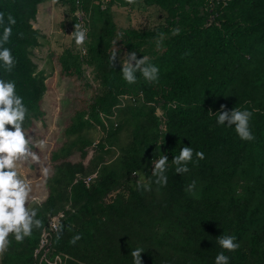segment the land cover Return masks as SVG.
<instances>
[{
  "label": "trees",
  "instance_id": "trees-1",
  "mask_svg": "<svg viewBox=\"0 0 264 264\" xmlns=\"http://www.w3.org/2000/svg\"><path fill=\"white\" fill-rule=\"evenodd\" d=\"M46 1L0 0L5 23L8 14L16 19L4 45L16 65L8 73L0 62V79L15 81L23 97L25 132L44 116L45 78L30 52L40 38L31 22L37 5ZM59 1L72 15L79 8L88 39L83 55L65 49L55 56L58 70L73 78L74 94L87 93L91 83L94 89L82 107H72L63 141L49 155L53 174L44 179L46 197L30 206L43 227L48 217L63 214L62 234L51 237L47 260L132 264L130 253L142 248V264H214L221 251L229 264H264V0H231L210 9L204 0H136L164 16L162 25L143 30L115 26L109 9L128 6L126 0ZM72 23L79 24L75 17ZM175 28L179 35H172ZM129 51L159 67L156 82L139 72L135 84L123 80L119 55ZM69 101L79 103L76 95ZM221 105L253 113V141H241L234 126L217 125ZM184 146L205 158L193 155L189 172L177 174L172 159ZM75 154L79 161H70ZM162 155L168 157L167 186L137 190L133 173L154 181L152 166ZM93 174L85 186L83 180ZM193 180L196 188L189 193ZM40 230L23 243L10 234L0 264H37ZM76 234L82 239L72 245ZM227 235L239 244L235 252L217 243Z\"/></svg>",
  "mask_w": 264,
  "mask_h": 264
},
{
  "label": "clouds",
  "instance_id": "clouds-1",
  "mask_svg": "<svg viewBox=\"0 0 264 264\" xmlns=\"http://www.w3.org/2000/svg\"><path fill=\"white\" fill-rule=\"evenodd\" d=\"M58 3V0H53ZM128 5L136 3V0H126ZM77 15L81 13L77 12ZM16 24V19L8 14L5 23V14L0 12V26H3L2 35H0V62L6 72L11 73L16 65V60L12 55L10 48L5 47L12 35V28ZM180 29L172 30V35H179ZM22 36V34H21ZM74 40L77 47H81L88 39V29L80 24L74 25V30L68 35ZM118 39H122V34L118 35ZM163 35L157 40V46L162 43ZM83 52V49H81ZM117 60V53L113 52L110 61L113 64ZM159 67L149 63V57L142 56L137 58L135 51L125 53L123 63L120 64V72L123 80L131 85L137 82V72H139L145 81L156 82L159 78ZM28 113L23 97L16 92V83L11 80L0 79V257H2L10 246L9 236H14L17 243H23L25 238L30 237L34 229H42L43 221L37 219V209L29 206L31 186L26 178H21L18 174V168L21 164H36L40 166V172L47 178L53 174L51 167L41 165L40 156L33 150V145L39 149H43L45 142L35 141L32 137H27L24 130V121ZM216 123L218 126L233 127L238 138L241 141L250 142L255 139L250 128V120L253 113L249 110H241L233 108L230 111L225 110V106L221 105L218 112ZM9 126V127H6ZM193 155L196 159L203 160L204 153L195 151L190 146L181 147L179 155L174 156L172 163L176 166L177 174L189 172L188 164L192 162ZM168 157L160 156L154 161L152 166V177L155 180H145L139 172H134L133 176L139 177L137 181V190L143 188L144 191H151L152 183L158 186H167L168 176ZM196 188V181L193 180L186 191L191 193ZM63 214H61L62 216ZM57 233V239L60 238L63 225L58 221L53 225ZM82 239L80 234L74 235L69 241L75 245ZM217 243L221 249L227 252H235L239 248L236 238L231 235L220 236ZM144 252L142 248L134 249L130 255L132 264H142L141 254ZM214 264H229V257L224 251L218 253L215 257Z\"/></svg>",
  "mask_w": 264,
  "mask_h": 264
},
{
  "label": "rangeland",
  "instance_id": "rangeland-1",
  "mask_svg": "<svg viewBox=\"0 0 264 264\" xmlns=\"http://www.w3.org/2000/svg\"><path fill=\"white\" fill-rule=\"evenodd\" d=\"M103 8L104 6L102 5L101 9ZM78 11L79 8L72 15L67 5L59 0L58 3L48 0L37 5L35 19L31 22V27L38 31L40 38L39 46L30 52V59L35 64L36 70L43 72L46 91L40 102V108L44 116L41 121L33 123L26 131V138L32 137L34 142L41 140L45 142L43 149L33 145V150L40 156L41 165L45 167H51L49 155L63 141L62 131L68 125L69 115L73 111L72 107L76 104H78V107H82L86 101H89L94 89V85L91 83L89 87L91 90L88 89L87 93L83 95L74 94L70 86L73 78L63 77L64 75L62 76L59 72L56 64L55 56L65 49L73 52L79 51L78 53L83 55L82 46L77 47L74 40L68 36L74 30L72 17L76 18ZM109 11L115 26L119 29H151L162 25L164 19V16L155 8L144 7L138 1L126 7L111 6ZM124 55L125 53L120 52L119 57L123 59ZM87 82L90 84L89 80ZM75 95L79 103H71L69 101V98ZM85 95H88V97ZM155 114L160 117L161 112L155 110ZM98 136H101L100 132L93 134L94 140ZM87 151V156L83 163H86L90 158L92 148L87 149ZM69 160L72 162L79 161L77 154L70 157ZM18 174L21 178H26L31 186L29 206L33 203L40 204L46 197V189L44 188L45 177L40 172V166L27 163L21 164L18 168ZM38 263L39 258L37 259Z\"/></svg>",
  "mask_w": 264,
  "mask_h": 264
},
{
  "label": "built area",
  "instance_id": "built-area-1",
  "mask_svg": "<svg viewBox=\"0 0 264 264\" xmlns=\"http://www.w3.org/2000/svg\"><path fill=\"white\" fill-rule=\"evenodd\" d=\"M228 1L231 0H204V4H205V9L207 8H212L215 5H222L224 6ZM79 13H81V11H78ZM83 15L81 13V15H77L76 14V18L78 20V23L80 25H84V20H83ZM140 97V95H139ZM94 177V174L85 178L83 180V183L85 184V186H87L88 182L90 181L91 178ZM61 213H57L54 216L48 217L47 222L45 227H43L40 230L39 233V238H38V247L37 249L34 251V255H38L39 254V263L41 261L45 262L46 264H55L58 263L60 264V259L58 256H54L52 261H48L47 257L45 259V256L48 254V252L50 251V241H51V237L53 236V234L55 233V228L53 227V225L61 218ZM38 263V264H39Z\"/></svg>",
  "mask_w": 264,
  "mask_h": 264
}]
</instances>
